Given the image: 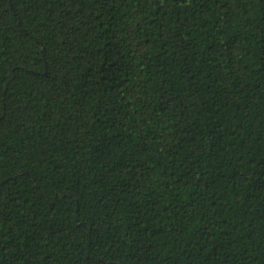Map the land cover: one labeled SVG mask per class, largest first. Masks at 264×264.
<instances>
[{"label": "trees", "instance_id": "16d2710c", "mask_svg": "<svg viewBox=\"0 0 264 264\" xmlns=\"http://www.w3.org/2000/svg\"><path fill=\"white\" fill-rule=\"evenodd\" d=\"M0 264H264V0H0Z\"/></svg>", "mask_w": 264, "mask_h": 264}]
</instances>
